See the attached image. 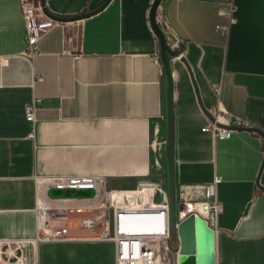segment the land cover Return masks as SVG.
I'll list each match as a JSON object with an SVG mask.
<instances>
[{"label":"crops","instance_id":"crops-1","mask_svg":"<svg viewBox=\"0 0 264 264\" xmlns=\"http://www.w3.org/2000/svg\"><path fill=\"white\" fill-rule=\"evenodd\" d=\"M106 1L44 0L46 13L64 23L27 58L19 0H0V239L36 238L41 203L79 207L61 222L60 237L39 242L37 256L28 246L30 264H116L115 243L96 233L98 223H85L104 212L85 207L96 191L43 180L95 177L106 192L135 190L144 178L168 187L167 76L162 58L155 60L154 0H110L66 19ZM225 1L161 0L185 41L180 58L168 55L176 195L202 199L220 176L216 264H264V0H234L227 36L216 30L226 21ZM35 96L41 102L32 122L26 106ZM216 107L263 134L236 129L215 138L203 127Z\"/></svg>","mask_w":264,"mask_h":264},{"label":"built area","instance_id":"built-area-1","mask_svg":"<svg viewBox=\"0 0 264 264\" xmlns=\"http://www.w3.org/2000/svg\"><path fill=\"white\" fill-rule=\"evenodd\" d=\"M21 12L26 25V50L23 53L27 58H33L40 53V39L54 26L64 22L48 15L43 0H19ZM161 3L157 9L156 20L166 33L168 43L173 50H181L183 54L185 41L173 29L171 22L161 10ZM236 4L234 0L225 1L220 8V14L226 21L216 25V30L227 36L232 23L236 20ZM4 58H0V61ZM155 60L161 62V56L155 55ZM41 79V76H37ZM41 98L35 96L26 106V117L35 122L37 109ZM203 127L211 131L215 138H230L233 131L241 126H248L247 122L227 110L216 107L212 111ZM57 188H89L96 191L94 200L85 205L86 208H101L103 214L97 218L85 220L88 225L98 223L102 239L113 241L116 246V264H179V245H173V233L170 223L169 189L160 179L144 178L138 182L135 190L138 196L129 202L113 203L112 190L106 192L102 181L95 177L60 176L43 180ZM221 182L220 176L204 187L202 199H187L176 195V227L190 215L199 217L207 223L215 233L219 228V217L223 206L216 194V187ZM160 195L161 200H156ZM79 207L64 208L41 203L38 207L39 234L34 239H0V264H30L27 258L28 246L32 247L37 256V246L42 240H52L58 237L63 228L61 222L67 220L69 214ZM81 208V207H80ZM113 208L114 215L111 222L109 209ZM44 216L42 223L40 217ZM149 223L150 227L143 226ZM60 229V230H59ZM59 230V231H58ZM60 237V236H59ZM32 264H37V260Z\"/></svg>","mask_w":264,"mask_h":264},{"label":"water","instance_id":"water-1","mask_svg":"<svg viewBox=\"0 0 264 264\" xmlns=\"http://www.w3.org/2000/svg\"><path fill=\"white\" fill-rule=\"evenodd\" d=\"M107 0L100 8L92 10L88 13L81 14L79 16H72L66 19H78L89 16L103 9ZM44 2V0H43ZM161 3V0H154L150 9V20L154 32L156 33L160 42L161 58L164 64L166 76H167V128L168 139L166 144V155L168 160V188L170 198V223L171 228H176L177 236L179 238V264H216V233L208 227L205 220L190 215L183 219L176 227L175 214H176V182H175V109H174V80L170 67L168 55L178 56L181 50H173L167 39L166 33L162 30L157 23L156 15L157 9ZM196 91L198 87L196 85ZM212 117V114H210ZM238 129L255 130L260 134H263L261 130L251 126H241ZM138 194L131 191H119L113 194V203L116 202H129L137 198ZM111 222L113 221L114 210L109 209ZM174 231V230H173ZM172 231V232H173Z\"/></svg>","mask_w":264,"mask_h":264},{"label":"rangeland","instance_id":"rangeland-1","mask_svg":"<svg viewBox=\"0 0 264 264\" xmlns=\"http://www.w3.org/2000/svg\"><path fill=\"white\" fill-rule=\"evenodd\" d=\"M156 200L160 201L161 200V196L160 195H157L156 196ZM169 214H170V208H169ZM174 230V231H173ZM171 231H173V236H174V239H173V245L175 247H177L179 245V238L177 236V230L176 228L172 229L171 228ZM97 234L100 233V231L96 232ZM43 246L42 244L39 245V253L42 252L43 254ZM89 247L88 246H84L82 249H88ZM102 249H104V251L107 253L108 252V248L106 245H103ZM63 263H66V264H79V262L75 261V260H71V261H64ZM84 264H88V262H84Z\"/></svg>","mask_w":264,"mask_h":264},{"label":"bare ground","instance_id":"bare-ground-1","mask_svg":"<svg viewBox=\"0 0 264 264\" xmlns=\"http://www.w3.org/2000/svg\"><path fill=\"white\" fill-rule=\"evenodd\" d=\"M44 216L42 215L41 217H40V222L42 223V221L44 220ZM142 223H144L143 221H142ZM143 226H145V227H150V225H149V223H144V225Z\"/></svg>","mask_w":264,"mask_h":264}]
</instances>
